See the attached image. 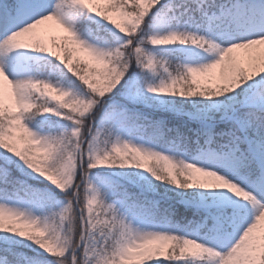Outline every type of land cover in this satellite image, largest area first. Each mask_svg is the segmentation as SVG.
<instances>
[{"label": "snow or ice", "instance_id": "obj_1", "mask_svg": "<svg viewBox=\"0 0 264 264\" xmlns=\"http://www.w3.org/2000/svg\"><path fill=\"white\" fill-rule=\"evenodd\" d=\"M0 264H264V0H0Z\"/></svg>", "mask_w": 264, "mask_h": 264}]
</instances>
